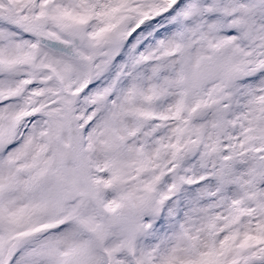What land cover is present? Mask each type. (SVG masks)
Listing matches in <instances>:
<instances>
[{
	"label": "snow or ice",
	"instance_id": "obj_1",
	"mask_svg": "<svg viewBox=\"0 0 264 264\" xmlns=\"http://www.w3.org/2000/svg\"><path fill=\"white\" fill-rule=\"evenodd\" d=\"M0 264H264V0H0Z\"/></svg>",
	"mask_w": 264,
	"mask_h": 264
}]
</instances>
